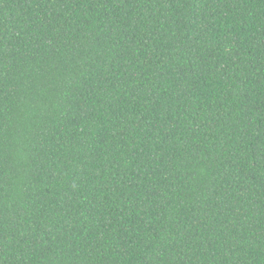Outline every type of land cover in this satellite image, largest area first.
Wrapping results in <instances>:
<instances>
[{
  "label": "trees",
  "instance_id": "trees-1",
  "mask_svg": "<svg viewBox=\"0 0 264 264\" xmlns=\"http://www.w3.org/2000/svg\"><path fill=\"white\" fill-rule=\"evenodd\" d=\"M0 264H264V0H0Z\"/></svg>",
  "mask_w": 264,
  "mask_h": 264
}]
</instances>
